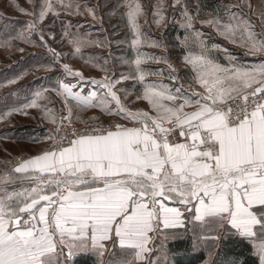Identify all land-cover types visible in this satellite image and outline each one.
<instances>
[{
  "label": "snow or ice",
  "instance_id": "6c2138e0",
  "mask_svg": "<svg viewBox=\"0 0 264 264\" xmlns=\"http://www.w3.org/2000/svg\"><path fill=\"white\" fill-rule=\"evenodd\" d=\"M28 4L14 5L29 19L19 28L6 22L0 47L43 48L49 62L38 66L60 72L30 102L0 113L6 120L42 108L41 119L53 125L43 136L15 127L2 134L50 143L0 160V264H181L180 245L185 254L203 253L200 264H264V0L225 4L203 19V6L197 2L190 12L188 0H156L150 14L140 0L109 6L112 14L124 9L120 17L132 37L134 58L120 61L125 71L84 51L119 44L118 35L94 38L67 19L83 15L102 25L101 0ZM245 6L259 15V26L241 11ZM172 13L184 33L174 45L182 60L175 62L163 36L142 30V23L166 27ZM197 22L260 62L243 63L226 47L209 45ZM112 27L116 35L119 25ZM213 49L223 50L226 64ZM77 56L103 75L86 77L62 62ZM160 64L167 69L152 67ZM24 75L6 76L0 89ZM49 91L62 98L59 116L38 103L54 105Z\"/></svg>",
  "mask_w": 264,
  "mask_h": 264
},
{
  "label": "rangeland",
  "instance_id": "374dc122",
  "mask_svg": "<svg viewBox=\"0 0 264 264\" xmlns=\"http://www.w3.org/2000/svg\"><path fill=\"white\" fill-rule=\"evenodd\" d=\"M124 0H101L102 5L105 10L98 12V16L103 17V24L101 25L99 20L92 21L90 17H85L83 15H72L67 17V19L71 20L74 24L79 21L81 24H84L85 30L88 31L92 37H107V40H115L117 35L121 39V43L116 44L113 43L109 47L107 43L103 47H90L85 49V55H96L101 61L107 57L109 59V63H114L116 68L119 71H125L127 69V65L121 63L120 61L123 59H132L134 58L135 53L130 48V40L131 34L130 29L126 27V22L121 20L120 13L123 11V8H117L115 13L112 14L111 5H117L123 3ZM140 2L145 5L148 13L152 12V4L156 3V0H140ZM189 2V11L195 12V9L192 7L195 3H200L203 7L200 11V18H209L211 13H214L216 10H223V5L231 4L235 5L237 3L246 4L248 0H188ZM259 0H251L252 4H257ZM91 3H96V0H91ZM167 4L171 3V0H166ZM15 4H19L24 8H31L32 6L28 4V0H0V31L3 30L4 24L13 23L17 28L22 25L17 22H22L29 19L24 13H21L14 6ZM171 12V9L168 10ZM235 11V9H233ZM241 11L248 15L250 19L256 24L260 25L259 15H252L250 9L248 7H242ZM178 13H172L171 16H168L166 20V27L157 28L154 23L152 24H143L142 30L147 33L150 37H161L163 36L164 42L169 44L168 48V59L172 61L182 60L183 51L180 46L176 45L177 38L183 36V29L176 23L172 16H177ZM64 13H61V17L63 18ZM150 18V16H149ZM51 19V15L46 18L45 23ZM86 19L89 21L88 24L85 23ZM59 20L56 22V26L54 30H59ZM91 25V26H89ZM112 25H119L118 29H116V35H113L114 29ZM195 27L201 29L205 33V39L210 44L216 43L220 44L223 48L229 49L234 55L241 57V62L248 63L250 65L258 64L259 58L255 56H247L243 57L244 49L237 47L229 43L223 37L219 36L214 29L209 28L208 26H202L199 22L196 23ZM20 46L25 49L24 52H20L15 49H5L0 47V81H3L7 76L9 78L14 75L25 72L24 75L16 84L10 85L7 88L0 89V97H6L4 100H0V113H2L6 107H11L16 104H22L25 102H30L32 99V93L40 90L44 87H50L53 83H55L56 75L60 72L59 68L46 69L43 67H39L37 61L42 64H47L48 58L47 53L43 48L23 44L21 42ZM58 51H63L65 53L70 51L68 46H64L61 48L59 44L56 45ZM212 50V55L216 58L217 62L226 64L227 59L225 57V53L223 50ZM145 51L154 52L159 54L161 49H145ZM43 55H39L42 54ZM111 53V56H109ZM117 58L115 61L113 58ZM62 62H69L70 65L74 68V70L79 69L84 72L86 77L95 76L97 78L101 77L103 73L99 71L98 68L93 67L90 64H85L83 59L77 57L69 58ZM152 67H160L167 69V66L164 64L160 65H152ZM182 67V65H181ZM111 75V73H109ZM189 75H191L189 73ZM44 78V79H40ZM149 79H161V77L154 76L149 77ZM165 82H168L167 77H163ZM128 83H131L129 81ZM187 84V81H184ZM9 93H14V95H9ZM46 95L52 97L55 101L54 105L49 104L48 101H38V103L42 105H48L52 107L54 111H56L57 116L60 115L61 108V99L57 97L55 93L49 91ZM28 115H20L13 113L8 119L0 120V160L2 159H11L12 156L21 155V154H29L30 151H34L35 147H44L46 144L50 143V141H43L38 144H32L27 141L17 140L11 141L4 138L2 135L8 129L15 127L17 130L25 131L26 133L35 132L36 135L43 136L45 132L43 130L50 129L53 125L46 119H41L43 114L42 108H30L26 110ZM91 111L83 113V116L91 115ZM8 153H11L9 155Z\"/></svg>",
  "mask_w": 264,
  "mask_h": 264
},
{
  "label": "trees",
  "instance_id": "16d2710c",
  "mask_svg": "<svg viewBox=\"0 0 264 264\" xmlns=\"http://www.w3.org/2000/svg\"><path fill=\"white\" fill-rule=\"evenodd\" d=\"M170 247L173 250H175L177 245L171 244ZM185 248H186V245H180L179 259L181 260V264H200V257L201 255H203V253L188 251L187 254H185V251H184ZM250 261H251V257H250ZM78 264H81V262L78 261ZM89 264H91L90 261H89Z\"/></svg>",
  "mask_w": 264,
  "mask_h": 264
},
{
  "label": "crops",
  "instance_id": "0c3cea01",
  "mask_svg": "<svg viewBox=\"0 0 264 264\" xmlns=\"http://www.w3.org/2000/svg\"><path fill=\"white\" fill-rule=\"evenodd\" d=\"M38 148H42L41 146L40 147H35L34 151ZM21 155H28V154H21Z\"/></svg>",
  "mask_w": 264,
  "mask_h": 264
}]
</instances>
